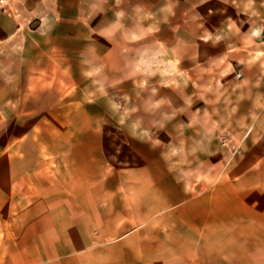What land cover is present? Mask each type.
I'll use <instances>...</instances> for the list:
<instances>
[{"label": "crops", "instance_id": "0c3cea01", "mask_svg": "<svg viewBox=\"0 0 264 264\" xmlns=\"http://www.w3.org/2000/svg\"><path fill=\"white\" fill-rule=\"evenodd\" d=\"M187 3L0 12V264H264V29L174 69L158 12Z\"/></svg>", "mask_w": 264, "mask_h": 264}, {"label": "rangeland", "instance_id": "374dc122", "mask_svg": "<svg viewBox=\"0 0 264 264\" xmlns=\"http://www.w3.org/2000/svg\"><path fill=\"white\" fill-rule=\"evenodd\" d=\"M170 1V0H168ZM172 1V0H171ZM191 10H177L173 13L158 12V47L159 51L172 53L173 64L167 65L178 69L181 61L191 67H211L209 63L214 53H225L229 41L235 36L246 35L247 28L251 34L261 35L264 29V0H184ZM176 3L177 0H174ZM176 7L178 6L175 4ZM257 31H259L257 33ZM264 36V32H263ZM132 46V45H127ZM166 63L159 60V67ZM206 65V66H205ZM216 68L229 69L228 61L217 60ZM160 78V77H159ZM229 85L230 75L182 77L179 73L171 76L174 85L180 89L182 80H188L189 86L205 89L210 79ZM130 79V77H129ZM124 99L132 101L135 96L132 82L121 85Z\"/></svg>", "mask_w": 264, "mask_h": 264}, {"label": "built area", "instance_id": "2783aa9c", "mask_svg": "<svg viewBox=\"0 0 264 264\" xmlns=\"http://www.w3.org/2000/svg\"><path fill=\"white\" fill-rule=\"evenodd\" d=\"M16 0H0V12L5 13L9 10V7L12 2ZM240 73H237V77H240ZM264 82V81H263Z\"/></svg>", "mask_w": 264, "mask_h": 264}]
</instances>
